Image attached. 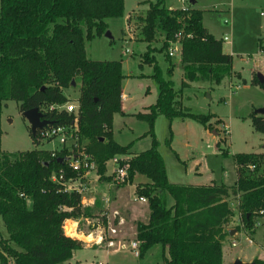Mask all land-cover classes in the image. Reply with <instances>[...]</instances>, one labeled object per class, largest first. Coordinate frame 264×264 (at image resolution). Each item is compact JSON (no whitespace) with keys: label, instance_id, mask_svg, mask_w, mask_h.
I'll return each instance as SVG.
<instances>
[{"label":"trees","instance_id":"1","mask_svg":"<svg viewBox=\"0 0 264 264\" xmlns=\"http://www.w3.org/2000/svg\"><path fill=\"white\" fill-rule=\"evenodd\" d=\"M123 9L124 0H0V120L5 103L14 101L21 114L38 108L54 126L70 125L72 115L48 108L69 102L63 90L72 88L79 78L80 142L93 157L100 181H109L106 163L130 154L134 143L121 146L112 136L113 116L121 112V60H90L85 42L105 35L107 20L121 17ZM202 15L191 5L170 10L164 0H155L137 18L138 42L147 44L142 61L153 67L157 98L147 113L135 115L148 125L144 136L151 138V145L128 158L129 184L136 175L148 180L134 192L147 201L149 209L147 223L135 225L139 257L159 245L167 249L163 264H224L223 242L229 235L225 227L233 214L226 201L230 194L238 197L246 229L253 231L260 221L264 242V153L234 155L236 180L227 187L169 182L158 151L153 130L156 118L163 116L170 123L176 118L190 119L211 129L213 114L191 113L182 106L180 95L190 83L219 84L232 73V56L223 52L222 39L204 28ZM177 34L182 35L183 79L175 90L149 51L152 43L161 41L159 51L167 50L171 75L174 65L168 46ZM251 85L264 91L263 79L254 77ZM250 120L255 131L264 135V116L253 113ZM32 140L38 142L36 137ZM57 159L48 150L17 154L0 150V217L7 233L0 238V264H65L83 249V242L69 238L65 231L75 224L64 222L90 218L91 211L81 207L79 194L63 191V183L76 174ZM61 174V181L52 180ZM251 264H264V260L255 258Z\"/></svg>","mask_w":264,"mask_h":264},{"label":"rangeland","instance_id":"2","mask_svg":"<svg viewBox=\"0 0 264 264\" xmlns=\"http://www.w3.org/2000/svg\"><path fill=\"white\" fill-rule=\"evenodd\" d=\"M154 1L124 0L122 16L107 20V32L110 33V38L103 35L85 42L88 59L122 60V74L131 75L123 78L122 82L123 93L128 98L123 102V107L126 115L129 116L124 117L116 113L112 129L116 143L122 146L131 142L134 144L130 149L131 154L116 157L130 158L149 149L151 145V138L144 136L148 131V125L133 115L153 105L157 98V85L151 78L153 67L143 64L142 61V55L147 51V44L138 42L137 37V18L143 16L149 4ZM188 5H191L188 0L183 2L164 0V6L170 10L186 8ZM191 6L203 12L202 23L209 34L219 40L227 36L228 42H223V52L232 56V73L224 77L219 84L211 81L190 83L189 87L182 91L180 101L191 113L215 114L222 122L217 120L211 123L210 120L211 129L206 132L202 125L193 120L176 118L170 123L165 117L158 116L154 123V135L169 182L202 185L214 181L217 185L231 187L236 180L233 156L264 152V135L255 131L250 120L256 109L264 107V91L257 85H251L254 77L259 81L264 77V0H195V4ZM131 11L133 13L127 24L128 14ZM160 47V40L152 43L150 56L155 58L164 80H170L173 88L178 90L182 80L180 60L171 58L174 67L172 74L168 75L170 63L165 58L167 50L160 53ZM243 81L246 84H243ZM75 84L74 87L63 90V94L72 102L76 101L79 95V78L75 79ZM0 131V150L4 153L17 154L31 150L50 152L58 148L57 142L39 140L37 143L33 142L30 125L19 113L14 101L6 102L2 109ZM216 137L218 139H215ZM169 138H171L170 146L167 145ZM82 149L86 152L85 147ZM99 181L95 191H92L90 186L87 187V197L99 198V189L104 182L108 183V181ZM123 196V202L136 201L131 194V187L125 188ZM226 201L233 214L225 230L233 231V235L229 234L223 242V261L226 264H232L236 259L244 262V255L260 248L263 228L260 227L259 221L253 231L246 229L237 208L238 197L230 194ZM167 202L169 205L172 201L168 198ZM146 204L148 205L147 201ZM92 217L91 211L90 218ZM79 229L84 235L78 234L84 238L75 240H82L84 248L89 250H79L77 259L83 258L88 264H96L100 260L107 264H163L168 256L167 249L159 245L139 258H135L131 251L121 249L119 246L110 250L91 246L85 239L90 231L83 223L80 224ZM66 233L72 237L71 230H67ZM6 236L0 217V238ZM246 238L253 242L251 246H246L248 245L245 242ZM116 241H121L124 245L130 242L119 238L118 234ZM233 241L237 244L235 248L231 246ZM114 249L118 250L114 251ZM96 250L104 253L99 252L95 256L93 251ZM261 254H264L263 250Z\"/></svg>","mask_w":264,"mask_h":264},{"label":"built area","instance_id":"3","mask_svg":"<svg viewBox=\"0 0 264 264\" xmlns=\"http://www.w3.org/2000/svg\"><path fill=\"white\" fill-rule=\"evenodd\" d=\"M185 0H182V2ZM183 9V8H182ZM185 9V8H184ZM225 24L227 22L225 21ZM182 35L177 34L175 36V41H170L168 46V56L170 58H178L180 60L181 56V42ZM223 42H228L227 36L222 38ZM48 111H65L67 114L72 115L73 119L70 125H60V126H47L42 130H38L36 134L37 141L45 142H57V149L50 151L51 158L62 159L63 163L71 170V172L76 174V177L70 178L63 183V191L65 193L75 192L80 195V204L83 208L86 205L85 192L87 190L84 185L86 177L93 175L97 180L100 176L97 172V166L94 162L93 157L82 149L81 132L79 126V106L77 101H69L63 105H54L48 108ZM42 113V112H41ZM82 146V147H81ZM58 152H62V155H58ZM87 153V154H86ZM254 167L251 166L250 169ZM129 163L128 158L124 157H114L106 163L105 176L109 177L108 183L111 186H127L129 185ZM63 175L59 177H52L53 181H61ZM140 202H145L144 198H138ZM262 213V212H261ZM118 216L117 212H114V218ZM105 217V216H104ZM122 220L119 221L121 224ZM78 231L80 234L84 233L79 229L80 224H84V227L89 230L88 237H90L89 245L96 246L98 248H105L106 250L113 249L119 246L121 249H126L131 251L135 258H139L138 243L135 241L129 242V244L124 245L121 241H116L118 234L117 227L113 222L108 223L105 218V224L101 225L99 228L92 230V222L89 218H81L77 220ZM259 223L256 224V226ZM232 247H235V242L231 243ZM119 248V249H120ZM118 249H114L117 251ZM112 251V252H114ZM97 264H106L105 262H97Z\"/></svg>","mask_w":264,"mask_h":264},{"label":"crops","instance_id":"4","mask_svg":"<svg viewBox=\"0 0 264 264\" xmlns=\"http://www.w3.org/2000/svg\"><path fill=\"white\" fill-rule=\"evenodd\" d=\"M132 11H134V10H132ZM132 11L128 14V18L133 13ZM128 18H127V20H128ZM121 62H122V60H121ZM123 76H124V78H126V77L131 76V75H128V76L123 75ZM181 79H183V78H181ZM262 79L264 80V77ZM122 82H123V80H122ZM126 100H128V98L123 93L122 83H121V103H120L121 112H120V114L124 117L129 116V115H126L125 109L123 107V102ZM149 106H151V105H149ZM148 107H146L142 112H139L137 114L147 113ZM135 115L136 114H134L133 116H135ZM213 116L214 117L211 119V123L219 120L216 118L215 114H213ZM114 119H115V115L113 116L112 128L114 125ZM219 121L222 122V120H219ZM205 131L209 132V130H207V129ZM212 135L215 136L214 134H212ZM112 136L114 137L113 129H112ZM215 139H218V137H216ZM258 153H264V152H258ZM130 154H131V152H130ZM235 170H236V167H235ZM84 179H85L84 185L86 186V188L88 186H90L92 191H95L96 190L95 186L99 180L96 181V179L93 175H89L88 177H86ZM144 183H148V180L145 177L140 176V175H136L134 177L132 184H129V185L123 186V187L111 186L109 183L104 182L103 186L98 191L99 198L87 197V195H86L87 190H86V192H85L86 205L83 208H87V209L92 211L93 217L89 218L91 220V222L93 223L92 225H93L94 229H92V230L99 228L103 224V220H105V218H106L108 223L113 222V224L117 227L119 238L124 239L125 241H127V240L130 242L132 240L134 241L135 236H136V229H135L136 223L141 222V223L146 224L147 220H148V215H149V209H148V205L146 204V201L140 202L138 200L137 196H135V194H134L136 186L138 184H144ZM188 185H191V186H212V185H217V184L214 181H211L210 183H206V184H202V185H192V184H188ZM225 186L230 187L228 185H225ZM128 187H131V194L133 195V197L135 198L136 201L123 202V199H124L123 193H124L125 188H128ZM114 212L118 213V216L115 218H114ZM120 220H122L121 224H119ZM67 221L73 222L75 224L74 232L79 233L77 221L66 220L64 222V224ZM68 226H71V225H68ZM67 228H70V227H67ZM229 234H230V232H229ZM230 236H232V235H230ZM70 238H72V237H70ZM72 239H76V238H72ZM262 239H263V236H262ZM79 241H82V240H79ZM245 242L248 243V245H246V246H251V243H253L248 238L245 239ZM236 246H237V244H236ZM235 247H232V248H235ZM82 250H89V249L83 247ZM222 250H224V249L222 248ZM262 250L264 251L263 240H262V244L260 245V248L258 250L255 249L250 254L247 253L246 255H244V258H245L244 262L251 263V261L255 258L260 259V260H264V254L263 255L261 254ZM78 252H79V250L74 252L73 258L70 260L71 262H68V264H71L72 262H74L73 264H88V263H86V261L83 258L77 259ZM93 252L95 253V256L99 252L104 253L103 251H99V250H96ZM97 262H104V261L100 260ZM224 264H226V263H224Z\"/></svg>","mask_w":264,"mask_h":264},{"label":"water","instance_id":"5","mask_svg":"<svg viewBox=\"0 0 264 264\" xmlns=\"http://www.w3.org/2000/svg\"><path fill=\"white\" fill-rule=\"evenodd\" d=\"M188 2L191 5L195 4V0H188ZM105 35L109 38L111 36L109 32H106ZM72 84H73V87L76 85L75 82H72ZM254 114L258 115V116H264V107L256 109L254 111ZM21 115H22V117H24L27 120V122L30 125V133H31L32 138L36 137L38 130H42L47 126L53 125L52 122L45 119L44 115L38 110V108L23 112ZM57 162L62 163L63 160L57 159ZM47 165H48V163H45V166H47ZM230 235H233V231H230ZM232 264H251V263H245L241 259H236Z\"/></svg>","mask_w":264,"mask_h":264},{"label":"bare ground","instance_id":"6","mask_svg":"<svg viewBox=\"0 0 264 264\" xmlns=\"http://www.w3.org/2000/svg\"><path fill=\"white\" fill-rule=\"evenodd\" d=\"M73 228H75V227L66 228L65 231H67V230L70 231L71 230V235H72L73 238H84V237H81L78 233H75ZM85 239L89 240L90 237L87 236V237H85Z\"/></svg>","mask_w":264,"mask_h":264}]
</instances>
